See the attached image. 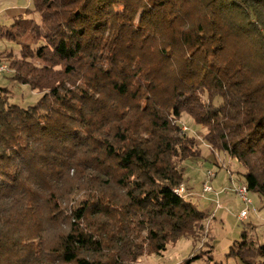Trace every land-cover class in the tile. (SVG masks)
Here are the masks:
<instances>
[{"label":"trees","instance_id":"1","mask_svg":"<svg viewBox=\"0 0 264 264\" xmlns=\"http://www.w3.org/2000/svg\"><path fill=\"white\" fill-rule=\"evenodd\" d=\"M32 3L39 22L0 25L32 35L10 79L42 93L22 106L0 86V264H137L197 238L210 210L179 189L201 152L184 113L264 201V0ZM227 254L264 264L245 229ZM197 258L224 264H180Z\"/></svg>","mask_w":264,"mask_h":264},{"label":"rangeland","instance_id":"2","mask_svg":"<svg viewBox=\"0 0 264 264\" xmlns=\"http://www.w3.org/2000/svg\"><path fill=\"white\" fill-rule=\"evenodd\" d=\"M32 5V0H0V25H9L20 15L33 17L39 22V14L26 13L27 8ZM31 41L32 35L29 32L17 41L0 38V64L7 69L0 72V86L9 88L10 102L22 106L35 103L42 93L10 79L13 71L8 66V54L18 56L21 46L30 44ZM180 124L188 136L197 140L196 147L201 151L199 156L187 158L180 163L185 167V181L180 187L184 188V194L192 198L201 209H213H208L209 217L204 221L203 230L197 238L180 237L169 245L164 256L144 255L137 264H180L185 259L198 253H206L210 249L217 261L242 264L238 258L227 253L234 242L241 239L243 229L253 244H264V201L251 191L248 203L243 201L236 189L239 185L246 184L241 174L243 166L225 153L211 149L203 139L207 132L205 126L197 124L187 113L182 116ZM205 182L212 186L213 191L203 192ZM243 210H247L246 216L242 215ZM187 264L207 263L204 259L197 258Z\"/></svg>","mask_w":264,"mask_h":264},{"label":"built area","instance_id":"3","mask_svg":"<svg viewBox=\"0 0 264 264\" xmlns=\"http://www.w3.org/2000/svg\"><path fill=\"white\" fill-rule=\"evenodd\" d=\"M7 69L3 66V64H0V72L2 71H6ZM180 190H184L183 187H180L179 188ZM238 191H239V194L240 196L242 197L243 201H245L246 203H248V201L250 200L246 194H244V187H242V185H239L237 188H236ZM213 191L212 190V186H210L208 184V182H205L204 185H203V192L204 193H209ZM242 215L243 216H246L247 215V210H243L242 211Z\"/></svg>","mask_w":264,"mask_h":264},{"label":"bare ground","instance_id":"4","mask_svg":"<svg viewBox=\"0 0 264 264\" xmlns=\"http://www.w3.org/2000/svg\"><path fill=\"white\" fill-rule=\"evenodd\" d=\"M242 187H244V194H246L247 196H248V194H249V190H248V187H247V185L245 184V185H242ZM179 191V190H178Z\"/></svg>","mask_w":264,"mask_h":264},{"label":"crops","instance_id":"5","mask_svg":"<svg viewBox=\"0 0 264 264\" xmlns=\"http://www.w3.org/2000/svg\"><path fill=\"white\" fill-rule=\"evenodd\" d=\"M208 209H210V210H211V209H213V208H208ZM164 255H165V254H164ZM164 255H163V256H164Z\"/></svg>","mask_w":264,"mask_h":264}]
</instances>
